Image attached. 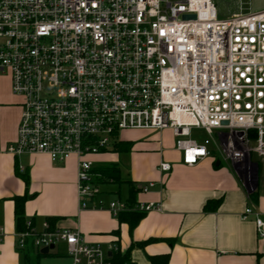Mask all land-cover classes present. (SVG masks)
Listing matches in <instances>:
<instances>
[{"label": "built area", "instance_id": "built-area-1", "mask_svg": "<svg viewBox=\"0 0 264 264\" xmlns=\"http://www.w3.org/2000/svg\"><path fill=\"white\" fill-rule=\"evenodd\" d=\"M248 1L219 19L213 0H0V72L22 99L8 152L76 158L81 210L147 213L161 206L106 204L91 157L113 150L125 131L171 130L184 165L217 153L251 193L264 172V10L245 13ZM193 129L211 139L199 144ZM251 216L264 238V219L247 207L242 218ZM59 243L71 264H110L78 230L48 221L38 230L29 220L16 234L19 251Z\"/></svg>", "mask_w": 264, "mask_h": 264}, {"label": "crops", "instance_id": "crops-1", "mask_svg": "<svg viewBox=\"0 0 264 264\" xmlns=\"http://www.w3.org/2000/svg\"><path fill=\"white\" fill-rule=\"evenodd\" d=\"M21 113L22 99L13 94L10 76L0 72V264H23L15 214V199L23 196L25 220L36 229L53 220L55 229L78 230L108 255L128 254L130 264H152L153 257H167L168 264H264V238L255 218H242L251 207L264 219V172L250 193L233 164L217 153L192 167L184 165L171 130L125 131L121 151L115 147L91 160L95 169L116 165L121 171V186L101 183L106 204L126 203L131 182L138 189L135 205L161 206V211L145 213L131 233L119 215L80 209L76 158L57 164L45 155L8 152L17 140ZM163 161L172 164L171 172L159 170ZM149 183L154 186L142 191Z\"/></svg>", "mask_w": 264, "mask_h": 264}, {"label": "trees", "instance_id": "trees-1", "mask_svg": "<svg viewBox=\"0 0 264 264\" xmlns=\"http://www.w3.org/2000/svg\"><path fill=\"white\" fill-rule=\"evenodd\" d=\"M120 151L122 150V144H117L115 146ZM95 172L102 176L101 183H113L117 186H121L124 182L121 179V171L118 166L110 165L104 166L100 168H96ZM129 185V197L126 200V205L128 207H134L136 203V194L138 189L134 186L133 183L128 182ZM252 196V195H251ZM253 197V196H252ZM26 197H17L15 199L16 205V220H17V232H23L26 230V220L24 216V204L26 202ZM209 208V204L205 207V209ZM145 213L139 211H127L123 212L119 215L120 222H124L129 226L130 232L138 226L140 221L144 218ZM52 229H54V221L48 219ZM145 243L139 244V246H144ZM23 256V264H41V259L48 255H42L40 250L34 249L32 246L28 247L26 250L19 251ZM110 264H130L131 260L128 254L121 255L119 252H114L112 256L109 257ZM152 264H168L167 257H153L151 258Z\"/></svg>", "mask_w": 264, "mask_h": 264}, {"label": "rangeland", "instance_id": "rangeland-1", "mask_svg": "<svg viewBox=\"0 0 264 264\" xmlns=\"http://www.w3.org/2000/svg\"><path fill=\"white\" fill-rule=\"evenodd\" d=\"M213 3L218 12L219 19H226L240 12L239 0H213ZM261 10H264V0H249L244 7L245 13ZM192 139L196 140L199 144H204L206 139L211 138L203 130L193 129ZM41 264H71V258L65 244H57L56 248L52 250L48 256L41 259Z\"/></svg>", "mask_w": 264, "mask_h": 264}, {"label": "water", "instance_id": "water-1", "mask_svg": "<svg viewBox=\"0 0 264 264\" xmlns=\"http://www.w3.org/2000/svg\"><path fill=\"white\" fill-rule=\"evenodd\" d=\"M185 19H195V16L191 15V16H185ZM224 124H227V122H224ZM55 246L52 245L49 248H44L40 251V253L42 255H48L50 253V251L54 250ZM111 256V253H109V257Z\"/></svg>", "mask_w": 264, "mask_h": 264}]
</instances>
